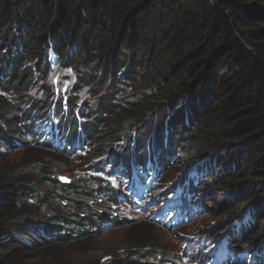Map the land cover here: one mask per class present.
I'll use <instances>...</instances> for the list:
<instances>
[{
    "label": "trees",
    "instance_id": "16d2710c",
    "mask_svg": "<svg viewBox=\"0 0 264 264\" xmlns=\"http://www.w3.org/2000/svg\"><path fill=\"white\" fill-rule=\"evenodd\" d=\"M36 2L42 5L41 13L34 11ZM27 4H31L32 13L27 14L24 21L30 20L27 23L30 25L33 19L34 27L31 25L23 38L17 40L13 30L21 16L28 12ZM60 6L66 11L59 8L61 12H55L56 21H48L54 15L53 8ZM92 30H95L94 37L101 34L108 38L85 43V33ZM6 39L8 48L14 46V49L12 57L4 49L5 59L0 68V105L3 109L0 108L1 163L6 157L5 152L13 151L15 145L27 144L17 139L16 133L24 137L27 132L28 143L57 148L58 144L65 147L66 141L74 135L70 126H83L89 132V123H80L75 117L92 106L90 101L88 105L84 101L80 103L77 90L81 85H87L90 94L98 84L108 82L111 87L105 100L95 103V117L89 120L94 127H105L107 119L101 114L110 116L116 115L118 110H121L119 113L126 111L114 99L124 90L122 85L132 84L136 75L137 79H142L140 88L152 84L164 98L157 103L152 93H140V100L133 108L142 106L141 116L156 110L161 104L168 110L177 100H182L173 111L174 116L169 117L163 128L161 125L160 140L157 142L148 137L146 147L151 149L138 152L134 145L126 157L130 170L122 171L131 188L126 195H141L146 192L145 188L152 190L155 184L153 172L164 168L168 159V155L165 160L160 155V150L166 154L164 147L167 146V143L165 146L160 144L163 143L162 138L168 140L172 137L174 128L193 127L191 132L195 135L191 134V139L199 144L196 152L190 153L189 161L200 160L198 162L211 167L221 158L224 160L226 150V156L231 158L227 164L231 166L230 171L228 169L230 176L223 184L229 187L228 197L233 203L225 212L229 211L230 215L242 213L239 222L232 227V235L239 233V239L244 237L246 240L249 234L263 230L264 226L257 220L264 214V203L260 199L264 194V0H0V48ZM141 42L149 47V56L156 54L166 65V70H161L156 79H150L147 73L142 74V78L138 76L142 68L137 54ZM51 43L58 63L69 64L67 67L77 76L75 84L64 89L67 97L61 93L62 87L59 88L56 97L59 100L56 106L59 113L56 114L59 116L57 130L50 125L54 116L50 98L54 99V90L50 84H42L52 72ZM95 53L99 61L96 65L98 70L94 69L91 76L84 75L78 69L81 54L93 60ZM160 54H164L162 58ZM33 58L38 59L37 62L21 74L19 66ZM11 61L13 65L8 69L6 63ZM144 65H153V62L145 60ZM223 72L226 73L224 78L219 77ZM25 75L29 78L26 83L21 81ZM42 86L43 90L46 89L44 100L29 94V90H39ZM68 118L71 121H67ZM119 132L117 126L111 131L113 139L109 140L110 143L118 139ZM48 134L49 138H46ZM182 138L184 136L179 140ZM176 145L186 151L184 141ZM103 146L95 149L96 158L106 150ZM59 151L66 153L62 148ZM144 157L146 162L140 168L139 162ZM248 164L252 170L248 169ZM236 167L242 173H235ZM34 171V167L25 164L15 169L0 165V240H8V243L0 241V264H19L13 258V252L20 247L35 250L43 241L51 242L67 236L65 230L61 234L56 232L57 228L53 230L51 223L56 225L66 221L74 225V234H81L80 228L85 231L93 227L98 229L103 217L93 205L99 199L93 195V187L90 186L93 183L97 185L94 177L62 182L57 174L53 177L44 175L47 172L31 176L29 173ZM222 171L228 172L226 167ZM189 176L196 179L190 188L185 184L177 185L173 190L175 196L171 197L166 192H172L173 185L164 191L168 207L171 203L193 205V197L188 194L195 192L200 179L196 171ZM34 183L35 186L45 184L46 189L29 187ZM239 184H257L258 192L242 198L244 193L236 190ZM38 194L41 199L35 196ZM100 199L103 200L102 197ZM107 199H115L113 192H108V202ZM38 203L48 207L46 219L33 218L27 211ZM232 239L235 240V236ZM223 247L226 250L230 248L229 245ZM247 252L245 250L244 253Z\"/></svg>",
    "mask_w": 264,
    "mask_h": 264
},
{
    "label": "rangeland",
    "instance_id": "374dc122",
    "mask_svg": "<svg viewBox=\"0 0 264 264\" xmlns=\"http://www.w3.org/2000/svg\"><path fill=\"white\" fill-rule=\"evenodd\" d=\"M35 8L36 10L34 11L36 13H41L42 5L39 2L34 4ZM59 8L62 11H66L62 6L53 8L55 9L54 15L50 16L48 21H56V13L61 12ZM26 10L28 12L21 16L17 28L13 30V35H17V40L19 37L23 38L24 33L29 30L31 25L34 27L33 19H31L30 25H27L30 20L24 21L27 18L26 15L32 13L31 4L26 5ZM94 33L95 30L85 33V43L90 44L94 40L101 41V39L106 40L108 38V36L101 34L94 37ZM2 45L4 46L0 48V68H2L1 66L5 59L3 57L5 55L4 49L8 51L7 55L9 57L13 56L14 49V46L12 47L13 49L8 48L7 39ZM51 45L52 43L49 47ZM138 47V62L142 67H140L141 70H139L138 76L142 78V74L147 73L150 79H156L157 74L161 70L163 71L166 65L160 62L161 59L158 56L156 57V54H153V56L148 55L149 47L145 43L141 42ZM123 50L128 51L126 48H123ZM126 54L128 56V52ZM49 55L52 72L46 82L42 81V84L45 86L50 84L54 90V99L50 98V104L54 108L53 121L50 125L57 130L59 116H56V114L59 113L56 112V106L57 103L59 104V100H56V97L59 95V88L62 87L61 93L67 97L64 89L66 90V87L74 85L77 76L72 69L67 67L69 64H65L63 61L58 63V57L54 54L52 47L49 49ZM160 55L162 58L164 54ZM81 56L78 69L84 75L91 76L90 74L94 69H97L98 57L96 53L93 60H90L91 58L86 54H81ZM12 59L9 58V60ZM37 60L33 58L22 63L19 66V69L22 70L21 74L27 72L26 70L34 65ZM145 60L153 62V65H144ZM12 63L13 61L10 64L7 62L6 67L9 69L13 65ZM144 69L147 72L143 71ZM225 74L223 72L219 77L224 78ZM28 79L27 75H25L21 81L26 83ZM141 86L142 79H137L136 75L132 84L129 82L128 85H122L124 90L115 96L114 101L116 104L124 106L126 111L119 113L121 110H118L116 115L110 116L101 114L107 119L105 127L101 125L94 127V125L90 124L92 123L90 121L95 117V103L99 100H105L106 94L110 91L111 87H109L108 82L104 85H96L93 94L89 93L90 89L87 85H81L78 88L77 97L80 103L84 101L86 102L85 105H88L87 103L90 101L89 105H92L90 108L87 107L83 114L75 116L79 118L78 122L89 123V132L85 131L83 126H70L73 132L78 131L81 127L84 130L82 135H87L88 147H85L87 150L84 154L79 150L64 153L59 151L60 147L53 148L51 146L28 143L29 134L27 132L24 137L20 133H16V138L27 144L15 145L13 151L5 152L4 155L6 157L2 163L0 162L2 167L15 169L20 164L30 165L35 168L34 172L29 173L31 176L47 172L44 175L53 177L54 174H57L62 182L78 179L89 180V177H94L97 185L93 183L90 186L93 187V195L98 196L99 199L93 205L99 213L103 214V217L100 220L98 229L93 227L85 231L84 228H80L81 234H74L72 229L74 225L65 223L66 221L57 222L56 225L51 223L53 230L57 228L56 232L59 231L58 234L65 230L67 236L65 238L61 236L59 239L55 238L52 241V238L49 237L48 240L51 242L43 241L35 250H25L20 247L13 252L14 260L19 264H264V242H262L264 241V227L257 234H252L251 236L249 234L246 240L244 237L239 239V233L232 235V227L239 222L242 213L230 215L229 211L225 212L233 203L228 197L229 187L223 184V181L230 176L231 166L227 164L231 158L226 156L228 150L224 153V160L221 158L212 164L211 167L206 166L203 162H198L200 160L189 161L190 153H195L199 144L191 139L193 127H182L179 128L180 130L174 128L172 137H168V140H164V137L162 138L163 143L160 144L165 146L164 144L167 143V146L164 147L166 154L163 153V150H160V155H162L163 159L168 155L167 164L164 168L160 167L154 172L152 181L155 184L152 190L145 188L146 192H142L140 198H134L135 204L130 203L133 200L129 195H126L130 193V183L126 182L128 178L124 177V172L122 171V169L130 170V167L126 165V157L131 154V149L134 145H136L138 152L147 148L151 149L152 147H146L149 140L148 137L156 139L157 142L160 140L161 125L162 128L166 125L169 117L173 115V111L176 110L175 108L182 100V98L177 100L168 110L163 109L162 107L164 106L161 104L156 110L152 109L141 116L140 110L142 106L133 108V105L140 100V93H152L157 98V103L164 100L156 92L157 90L153 88L152 84L147 88L145 86L140 88ZM43 88L42 86V89L39 90L38 88L34 91L29 90V94L44 100L46 98V89L43 90ZM90 109L92 112H89ZM142 119H146V121ZM67 121H71V118H68ZM203 121L204 119L202 123ZM116 126L119 127V137L110 143L109 140L113 139L111 131ZM55 133L56 131H54V135ZM192 135L194 136L195 134ZM182 136L184 138L180 141L179 139ZM183 141L186 146L185 152L176 145L178 142L182 143ZM101 145H104L103 147L106 150H103L104 153L100 158H98V155L96 158L95 149ZM109 154L114 155L111 161H109ZM145 162L146 157L139 162V167L141 168ZM151 162H153V158ZM224 167L227 168V171L229 169L227 173H223ZM248 169L252 170L253 167L250 165ZM195 171L199 176L200 182H197L194 188L195 193L189 194V197H193V205L189 206L186 214L190 211V215L185 218V222H181L178 226H170L166 222L165 217H162L165 206V201L163 200L164 191L170 185H173L172 192H166V194L172 196L174 188L186 182L184 178H188L189 174L193 175ZM234 172L242 173V170L236 167ZM194 181L196 179L192 177L186 183ZM35 185L34 183L29 187L46 189L45 184ZM236 190L239 193H244L241 196L243 198L248 197L252 192H258V186L257 184H239L236 186ZM108 192H113L115 199L112 201L107 199V202ZM209 195L210 197H208ZM35 196L41 199L40 194ZM100 197L104 201H101ZM260 199L264 203V194ZM198 202L201 204H198ZM100 203H103L102 206ZM18 208H22L21 205H18ZM47 208L46 205L42 206L38 203L35 208L27 211L32 214L33 218L43 220L46 219L44 218L45 216L49 215ZM172 212L165 210L166 217H170L173 214ZM257 223L264 226V214L262 219L257 220ZM234 236L235 240L232 239ZM0 241L7 242L8 240L4 238ZM11 244L14 245L15 243ZM224 245H229L230 248L226 250L223 247ZM245 250L248 251V254L244 253ZM246 255H248V258ZM256 256H258L257 259L255 258Z\"/></svg>",
    "mask_w": 264,
    "mask_h": 264
},
{
    "label": "clouds",
    "instance_id": "9594fccd",
    "mask_svg": "<svg viewBox=\"0 0 264 264\" xmlns=\"http://www.w3.org/2000/svg\"><path fill=\"white\" fill-rule=\"evenodd\" d=\"M87 140V139H86Z\"/></svg>",
    "mask_w": 264,
    "mask_h": 264
}]
</instances>
